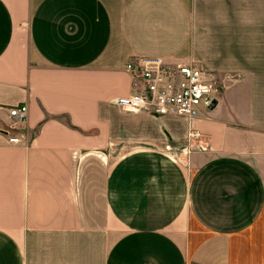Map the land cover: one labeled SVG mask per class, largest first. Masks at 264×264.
Returning <instances> with one entry per match:
<instances>
[{
    "label": "crops",
    "instance_id": "obj_1",
    "mask_svg": "<svg viewBox=\"0 0 264 264\" xmlns=\"http://www.w3.org/2000/svg\"><path fill=\"white\" fill-rule=\"evenodd\" d=\"M140 57L198 65L215 106L122 110ZM0 264H264V0H0Z\"/></svg>",
    "mask_w": 264,
    "mask_h": 264
},
{
    "label": "built area",
    "instance_id": "obj_2",
    "mask_svg": "<svg viewBox=\"0 0 264 264\" xmlns=\"http://www.w3.org/2000/svg\"><path fill=\"white\" fill-rule=\"evenodd\" d=\"M125 70L131 75L132 93L112 100L122 110L148 111L157 116L185 115L192 119L198 115L200 107L208 109L214 99L215 90L205 71L192 62L173 63L160 58L140 57L127 61ZM8 115L10 129H16V125L26 119L27 105L20 103L9 107ZM8 140L18 143L21 138L13 135ZM205 141L201 133L190 129L180 152L186 155L194 149L204 150ZM165 148L173 149L169 145Z\"/></svg>",
    "mask_w": 264,
    "mask_h": 264
},
{
    "label": "rangeland",
    "instance_id": "obj_3",
    "mask_svg": "<svg viewBox=\"0 0 264 264\" xmlns=\"http://www.w3.org/2000/svg\"><path fill=\"white\" fill-rule=\"evenodd\" d=\"M171 152V151H169ZM113 157L111 155L106 157L104 153L91 154L85 156L82 160L78 161L77 168V181L82 177L90 186L93 195H95V202L101 213V197L103 188V171L107 161L110 162ZM85 172V173H84ZM93 203V200H92Z\"/></svg>",
    "mask_w": 264,
    "mask_h": 264
},
{
    "label": "water",
    "instance_id": "obj_4",
    "mask_svg": "<svg viewBox=\"0 0 264 264\" xmlns=\"http://www.w3.org/2000/svg\"><path fill=\"white\" fill-rule=\"evenodd\" d=\"M215 104H216V100L213 99L208 108H213L215 106Z\"/></svg>",
    "mask_w": 264,
    "mask_h": 264
}]
</instances>
